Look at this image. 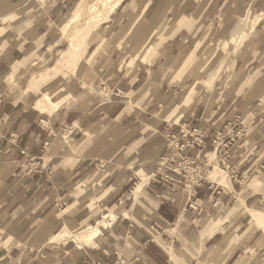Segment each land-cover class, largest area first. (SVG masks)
Wrapping results in <instances>:
<instances>
[{"label":"crops","instance_id":"1","mask_svg":"<svg viewBox=\"0 0 264 264\" xmlns=\"http://www.w3.org/2000/svg\"><path fill=\"white\" fill-rule=\"evenodd\" d=\"M70 1L0 0V264H114L118 260L126 264H228L231 260L233 264H264L257 238H250L247 244L234 242L257 229L248 223L246 210L258 206L253 204L256 201H264V0L236 1L248 6L255 3L256 7L245 12L240 30L230 41L231 51L238 52L228 58L224 66L230 68L226 89L217 92L214 109L210 107L207 114L206 109L186 107L192 99L175 104V93L181 91L176 83H186L185 71L196 60V49L190 50L188 44L194 35H207L214 7L220 10L216 17L227 24L222 33L234 28L235 12L221 10L229 0H138L125 6L127 15L117 11L118 6L110 18L113 25L130 23L113 52L95 61L96 52L86 54L99 35L94 39L96 35L90 33L87 38L83 58L90 68L98 65L99 75L78 68L76 75L55 77L60 81L52 85L50 91L55 93L50 98L66 101L53 113H41L34 107L35 94L27 90L32 76H36L29 72L34 67L41 70L36 55L48 53L53 22ZM82 2L86 1L78 4ZM241 33L242 41L237 46L233 40ZM123 41L127 50L141 56L127 63L129 67H111L113 56L117 59L121 55ZM34 62L39 65L33 66ZM216 72L215 81L220 78V71ZM98 77L113 90L111 99L81 91L84 84L92 89ZM98 91L103 95L108 92L105 88ZM121 94L129 96L137 107L123 106L118 99ZM239 115L235 130L242 131L241 137L220 163L217 160L222 168L230 170L228 175L219 166L229 183H221L219 178L210 180L206 173L205 179L195 185L172 189L161 177H154L159 158L188 139H183V133L200 132L205 150L194 147L188 151L191 158L200 160L213 135ZM67 131L71 141L78 144L69 148L70 140L62 137L65 143L55 146L61 154L51 157L47 151L44 158L46 150L54 147L57 133ZM160 131L164 137L159 140L151 139L152 135L144 137ZM142 139L144 142L135 145ZM80 146L85 149L77 155L74 151ZM64 153L68 154L63 157ZM23 162L37 169L18 176ZM134 169L139 178L135 189L142 179L148 182L137 197L135 189L130 194L125 191ZM151 169L148 176L146 172ZM255 173L244 190L241 184ZM164 176L178 179L172 173ZM210 182L233 193L225 194L222 187ZM130 197L132 203L126 204ZM122 204V216L131 213L130 222L123 221L112 232L100 226L101 234L90 245L52 241L58 229L62 231L73 223H78V228L95 225L97 214ZM243 215L246 224L234 232ZM242 230L245 232L240 235ZM131 233L133 239L128 243L134 252L130 254L136 255L127 260L118 249H125L124 237ZM251 242L257 249L255 255L247 251Z\"/></svg>","mask_w":264,"mask_h":264},{"label":"rangeland","instance_id":"2","mask_svg":"<svg viewBox=\"0 0 264 264\" xmlns=\"http://www.w3.org/2000/svg\"><path fill=\"white\" fill-rule=\"evenodd\" d=\"M80 1H82V0H71L69 3H65L64 4V8L60 12L58 18L55 21L53 20L54 21L53 22V26L54 27L52 26L54 28L53 34L51 35V38L47 42L48 43L47 50H49L48 53L47 54H43L41 56H39V54L36 55L37 56L36 58L39 60V62L41 61L39 63L40 66H41V70L38 71L37 67H34L29 72V74L36 73V76H32V81H31V83L29 84V86L27 88V90H31V92L33 94H35L34 99H38V97L41 96L40 94H44V95L50 97L51 96L50 94L52 92H53V94L55 93V91H52V92L50 91V90H52L51 89L52 85H54L55 83H57L58 81H60L57 78L66 77L68 75H76L77 74V71H78V68L80 70L91 69L95 73H97V76L99 75L98 74V71H97L98 65H96L94 67L91 66V68H90L87 65L85 59L83 58L79 62L76 71H74V74L71 73L72 72L71 71L72 68H68V69H66L64 71V73H62L57 78H52V80L51 79L50 80H48V79L47 80L46 79H41V76L51 75L52 74V72H50V71L48 72L46 70V67H49V66L51 67L52 65L55 64V62H56V60H57V58L59 56L60 50L61 51L62 50L67 51V48H68L69 43H68V41H67V39L65 37H68L70 35L69 32L73 31V26L74 25H72L70 27V29L68 31H66L65 33H63L62 31H60V28L62 30V28H63L64 24L66 23V21L70 17H72L73 11L75 10L74 6L76 4H78ZM85 1L86 2H82V3H84V4L85 3L86 4H90L94 0H85ZM136 1H138V0H123L122 3L117 8L118 9L117 11H121L122 14L127 15L128 14V11L126 10L125 6L127 7L128 3H130V2H136ZM196 1H198V0H196ZM236 1H239V0H235L234 2L231 1V0H229V2L226 3L224 5V7L221 9L222 12H226V13L235 12L234 13L235 14V25H234V28H232V31L231 32L228 31V33L225 34V35L222 33L223 31H225V26H227V24L224 23L223 20L220 19L221 20L220 21L219 18L216 17L218 15L219 11H220L218 9V6H216V7H214L213 12L210 13V15H209L210 18L208 20V26H209L210 29H209L208 33H206L207 35H204V33L202 34L201 37H200V35H198V36L197 35H194L192 37V40L189 42L188 45H191V47H190L191 49L190 50H192V49L195 50L196 49L195 54H194V56H196V60L194 61L193 66L187 67V69L185 71V75L187 77L186 83H184V84L183 83L182 84L181 83H176L179 86V88L181 89V91L178 90L175 93L176 98H177V101H176L175 104L178 105L181 102L188 103L192 99L191 102H190V104L189 105H185V106L186 107H189V108H193V109H200V108L206 109L205 114H207L206 112H208L210 110V107H212V109H214V105L212 103H214V101L216 99L217 92H223L226 89V87H225V85H226L225 84V78H226L228 72L230 71V68L224 69V66H225L228 58L232 54H237V52H238V51L237 52H232L231 51V49L233 47V43L230 44V41L232 40V37H234L238 33V31L240 30V28H241V19H242L243 15L245 14V12L248 9L252 10V9H254L256 7L255 3H253L250 6H248V5L242 4V2H241V4H238V2H236ZM232 5H233V7H232ZM122 7H124L123 10H121ZM73 8H74V10L71 12V10ZM70 12H71V15L69 17H67ZM192 18L195 19L196 18V15L193 14L192 15ZM196 21H197L196 24L198 25L199 24V20H196ZM128 23H130V22H128ZM127 24L126 25L125 24H122V25H119L118 24V26L115 27V25H113L112 19H111L107 24H105V25H103L101 27H98L97 29H95L93 31H91V30L94 29V26L91 25L90 26L91 29H88L87 32L86 31L85 32L87 34L91 32L92 35H93V37H94V35H96V37L99 35V40L94 41V42L91 43V46H90V48H89L88 53L86 54V56H90V55H92L93 52H96V55L94 57V60L95 61L98 60L99 58L101 59V56H104L105 58H107V56H109L113 52V50L116 48V44L118 45L119 38H121V39L124 38L125 32L128 29ZM77 26H79L80 28H82L83 27V21L79 22L77 24ZM230 30H231V28H230ZM241 41H242V39L236 45L237 46L240 45L241 44L240 43ZM226 42L229 44L227 47L224 46V44ZM126 45H127V42L125 43L124 46H122V52H120L121 55L119 56V58L116 59V57L113 56V61L110 64L111 67L120 66V68L122 69L123 67H125V64L127 65V63L130 62L132 59L136 58V61H138L139 57L141 56V53L137 54L136 51H130L129 49L127 50L126 49ZM243 45H242V47H243ZM99 46H100V48H99ZM120 48H121V46H120ZM43 50H45V49H43ZM186 53H188V51ZM135 64L132 66L133 69H135V67H136ZM127 67H129V66L127 65ZM181 70H183V69L180 68V71ZM216 70H219L220 71V78L215 82V84H214L213 88L211 89V91H207V89L205 88L206 86L208 87V84L202 83V84H199V85L196 86V91H195V93H193V96H192L191 99L188 98L187 101H186L183 98L184 95L186 94V92L188 91V89L191 86L194 87V84L193 83H196V82H198V81H200L202 79H205V78H207V81H208V78L211 77L213 75V73L216 72ZM179 75H180V73H179ZM182 77H183V75H182ZM182 77H181V79H182ZM181 79L177 77V80H181ZM98 81L101 82L102 86L100 85V83H98ZM83 87L84 88H81V91H83V92L89 91L90 93H94L95 95H98L99 94V95H101L102 98H104L106 100L111 99V96L113 95V90H111L110 88H108V85H107L106 81L104 80V78H101V77L100 78L99 77L97 78V81L95 82V84L93 85V87H91L92 89H90L89 87H87L85 84L83 85ZM99 88H105L106 91H108L107 92V95H103V94L99 93V91H98ZM194 89L195 88H193V90ZM47 92H49V93H47ZM62 95H64V94H61V96ZM69 96L72 99V96L71 95H69ZM128 97L129 96H127L125 94H121L120 96H118V99L122 101L121 104L123 106H126V105L129 106V107L136 106V103L134 104L133 103V100L130 99V98L128 99ZM55 98L56 97H53V99H55ZM65 101H66V99H63L60 102H61V104H63ZM69 101L67 103H69ZM67 103H66V105H69ZM237 117H239V119L237 121V122H239L240 121V115L237 116ZM233 120H230V121H233ZM230 121H226L225 125L227 124V122H230ZM237 122L234 125V132L237 131V130H235ZM225 125L223 127V130H220L219 132H216L213 135V137L210 140V145L207 148V150L205 151V153H208L210 151L211 152L213 151V148L211 146V142L214 140L215 135L217 133H220V132L224 131ZM238 131H240V130H238ZM68 133H69V131H67L66 133H61V134L60 133H57V135L53 138V140H54L53 143H55L54 144V147H52L53 149L52 148H50L49 150L47 149L46 152L43 154L44 158H45V155H46L47 151H49V156H51V157H53L55 155L58 156L59 154H61V153H57V151L55 150V148H56L55 146H56V144L65 143V140L62 139V137L63 138L64 137H67V140H70V144L71 145H70V147L68 146L69 148H71L72 145L74 146V143H76V142H74L73 140L71 141V136H69ZM241 134H242V131H241ZM241 134L239 135V137H241ZM148 135H152V138L151 139H153V140L154 139L155 140L156 139L159 140V139H161V138L164 137L163 131L162 132L161 131L160 132H152V133L149 132V133L145 134L144 137L146 138V136H148ZM144 140L143 139L140 140L138 143H135V145L136 144H139L141 142H144ZM236 140H238V139H236ZM236 140L231 144V146L236 142ZM89 142H91V140ZM76 144H78V143H76ZM231 146H229V148ZM144 147H147V146L144 145ZM229 148L226 149V151H228ZM84 149H85V147L80 146L79 150L74 151V152L75 153L77 152L76 154L79 155V153L82 152ZM69 152H70V149H69ZM67 154L68 153H64L63 154V157H65ZM208 156H210V157H208ZM208 156L206 154V158H207L206 164H207V166L211 165L212 166V169H213V164L216 163L217 165H219V163L221 162L220 161L221 158L217 157V159H216L215 156H214V153L213 154H210ZM200 159L202 160V158H200ZM210 159L212 160V162H211ZM209 160H210V162H209ZM217 160H218L219 163L217 162ZM49 163H47V164H49ZM153 165L154 164H152V166ZM66 166H71V165H66ZM66 166H64V167H66ZM51 168H52V166H51ZM18 169H19V171H18L19 175L18 176H20V175L26 176V175H28L30 173H33L34 172V169H37V168H36V166H27V164L25 162H23V163H21V165H19V168ZM212 169H211V167H207V168H205V172L208 170V172H206V173H208V179L215 180V178L212 177V175H211ZM222 169L225 170V168H222ZM225 171H227V174L229 175V171L230 170H227L226 169ZM151 172H152V169L149 172H146V174L149 176V174H151ZM135 174H136V170L134 169L133 171H131V176H130L131 177V180L129 181L128 185L125 188V191L127 192V194H130V192L135 189V186H136V184L139 181V178ZM227 174L226 173L224 174L225 180H227ZM192 175H194V174H192ZM255 176H256V173L253 174L251 177L247 178V180L249 179L248 182L245 184L244 183L246 181L245 180L241 184L242 185L241 187H243L244 190H247V188H248V185L247 184H249L250 181H251V179L253 177H255ZM195 182H194V185L196 184ZM210 183L211 184H216L217 187H222V189L224 190L225 194L233 193V191L231 192V191H228V190L224 189L223 186L219 185L217 182H214V183L213 182H210ZM218 190L221 191V188L218 189ZM236 191H238V190L236 189ZM143 192L145 194V188H144ZM236 196H237V198H239L238 195H236ZM131 203H132V197L129 198V200L126 202V204H131ZM253 204H257L258 206H256V207H258L259 209L264 210V201L261 202V203L258 202V201H256ZM230 206H228L227 208L229 209ZM128 207H129V205H128ZM124 209H125V205L122 204V205L118 206L117 208L110 209L111 212L110 211H106V212L99 213V214L96 215V220H99L100 221L103 214L112 213V214L117 215V218H118L116 220L117 223L114 224L108 230H105V231H109V232L115 231V230L119 229V226L121 227V225H123V221L124 222H130V220H131V213H129V212H128V214H129L128 217L125 218V217L122 216V214H124V213H122V211ZM68 210H69V207L66 208L64 211L60 212V215L61 216L62 215H65L68 212ZM127 220H129V221H127ZM91 224L93 225V223H91ZM95 224H97V223H95ZM245 224H246V215H243L242 219L239 220V222L237 223L236 228L234 229V232H238L240 229H242L244 227ZM249 224H250V226H255V228H257L258 230L257 229H253L246 237H244L242 239L241 238L240 239L239 238H235L234 242H236V243L237 242L238 243H244V242H246L245 244H247V242H248V240L250 238H257L258 242L261 243L260 247H262V250L260 251L259 256H260V259H264V229L263 228H259L258 225H256L255 222H252V223L250 222ZM78 226H79L78 223H76V224L73 223L72 225H70L68 227V229L74 230V229L78 228ZM141 230H143V229H141ZM60 231H61V228L58 229L57 232H60ZM146 231L149 232L148 230H146ZM150 232L154 233L152 230ZM244 232L245 231L242 230L239 234L241 235ZM132 239H133V234L132 233L129 234V235H127V236L125 235L123 242L124 243L126 242L125 243L126 244V247L123 250L120 249V248L118 249L119 254L122 256L123 259H127V260L129 259L130 260L133 257H135V255H136V254H134V255H131L130 254V251L134 252V250L131 249V246L128 243L130 241L132 242ZM255 250H257V249L255 248V245L252 246V242H251L250 243V246L248 247V250L247 251L250 252L251 255H255L257 253V251H255ZM199 263L200 262H198L197 264H199ZM233 263H234V261L231 260L230 263H228V264H233ZM214 264H220V262L215 261Z\"/></svg>","mask_w":264,"mask_h":264},{"label":"bare ground","instance_id":"3","mask_svg":"<svg viewBox=\"0 0 264 264\" xmlns=\"http://www.w3.org/2000/svg\"><path fill=\"white\" fill-rule=\"evenodd\" d=\"M122 1L123 0H94L90 4L81 3L77 5L75 7V10L73 11L72 17H70L66 21V23L64 24L61 30L63 33H65L66 31L70 29L72 25H74L73 31L69 32L70 35L68 37H65L69 43L67 51L65 50L60 51L55 64L52 65L51 67L49 66V68L46 69L48 72L49 71L52 72V74L41 76V79L50 80L52 78L59 77L68 68H72L71 73L74 74V71H76L79 62L83 59V56L88 47V43L86 40L91 32L87 34L86 33L87 30L91 29L90 27L91 25L94 26V29H92L91 31L97 29L98 27L103 26L107 21L110 20L112 14L114 13L116 8L120 5ZM81 21H83L82 28L77 26V24ZM95 38L96 36L94 37V39ZM241 39H242V33L238 35L233 40V42L237 44ZM128 64L130 63L128 62ZM35 65L38 66L39 64L37 62H34L33 66ZM217 73L218 72L213 73V75L208 78V81H205V80H200V81H202V83L208 84V88L212 89L213 82L217 78ZM198 83L199 82H196L194 84V87H191V89L186 93V96H185L186 101L188 98L190 99L192 98L193 93H195V89L193 90V88H195L198 85ZM40 95L41 96H39L38 99H34V103H35L34 107L35 109L39 110L41 113H53L54 111L58 110L59 107L62 105L60 101L58 102L52 101L50 97L44 94H40ZM213 153H214L215 158L217 159L214 151L212 152L210 151L206 154L208 156ZM206 172H208V170ZM206 172H205V175H206ZM224 174L225 172L219 167V165H217L216 163L213 164L211 175L212 177L215 178V180L219 178L221 180V183H224L225 181ZM205 175L204 177H206ZM142 176L144 178L147 177L146 175H144V173ZM142 180L143 181L138 184L137 188L134 191V194L136 197L140 189H142V187L145 186L144 184L147 182L146 179H142ZM194 182H195V179H193L192 177L191 180H189L186 185L188 186L194 185ZM246 211L248 213V223L255 222L259 228L264 229V210L259 209L258 207L254 206L253 208H250ZM109 221H112L113 224H116V215L112 213L105 214L101 217L100 221L98 220L97 224L81 226L74 230H70L67 227H65L62 231H60L58 234H56L52 238V241H55V242L71 241V242H74L78 247L90 245L99 236V234H101V232L99 231L100 226L105 230H108L109 228L112 227V226H109Z\"/></svg>","mask_w":264,"mask_h":264},{"label":"built area","instance_id":"4","mask_svg":"<svg viewBox=\"0 0 264 264\" xmlns=\"http://www.w3.org/2000/svg\"><path fill=\"white\" fill-rule=\"evenodd\" d=\"M239 117L233 121L227 122L224 131L217 133L214 140L211 142L213 151L216 157L223 158L226 155V149L238 139L241 131L234 132V125L238 121ZM184 140L180 145L176 144L170 148L165 155L159 158L156 165V173L154 177H161V180L173 189L174 186L186 187V184L191 178L195 179V183L200 182L204 178L205 168L210 167L206 164V153L202 155V160L197 158H191L188 155V151L194 147L200 148V152L205 150L203 142L201 141V134L196 130L187 131L182 135ZM170 139L174 140V136H170ZM191 167V168H190ZM227 169L226 167H224ZM163 173H172L178 176V179H173L170 176L162 177ZM194 174V175H192ZM261 203V202H260ZM108 220V219H107ZM112 221H109V226H113ZM114 264H126L123 260H118Z\"/></svg>","mask_w":264,"mask_h":264}]
</instances>
